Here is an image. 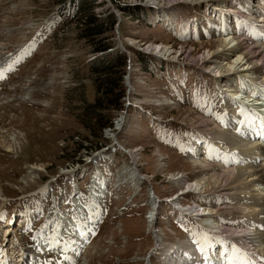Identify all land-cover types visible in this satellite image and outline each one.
I'll return each instance as SVG.
<instances>
[{"label":"rangeland","instance_id":"obj_1","mask_svg":"<svg viewBox=\"0 0 264 264\" xmlns=\"http://www.w3.org/2000/svg\"><path fill=\"white\" fill-rule=\"evenodd\" d=\"M68 1L0 0V264H14L19 253L17 249L11 254L15 249H9L4 236L9 218L15 222L9 232L33 253L22 264H208L198 246L211 220L225 229L223 235L234 246L230 248L237 252L238 261L248 264L243 256L246 248L238 243L236 234H230L242 228L241 208L227 198L241 195L230 184L238 164L228 150L219 152L210 139L228 131L226 119L233 111L243 114V109L224 103L211 76L214 73L204 68L202 60L207 56L206 43L223 42L231 34L247 37L250 46L264 49V40L241 27L246 21L238 29L237 16L246 19L245 10L236 0L205 4L201 0H96L95 12L101 16L111 12L116 19L110 33L113 48L108 53H123L127 59L122 109L101 111L102 121L109 120L111 126L99 132L102 146L88 152L84 148L77 151V146L94 145L87 124L92 115L89 105L97 97L104 98L90 71L97 54L91 52L85 38H79L81 23L73 12L68 14ZM257 2L253 0V4ZM226 3L235 8L232 16L224 13L230 11ZM116 4L130 10L125 13ZM21 44L26 52L18 55L17 63L6 66L10 61L7 52ZM156 47L161 56L151 55ZM135 50L147 56V68L152 71L145 70ZM236 57L227 52L223 64L228 68L233 64L240 69L235 75L249 78V71H241L244 65ZM250 90L246 93L253 98ZM121 115L125 116L118 127ZM244 122L237 128L241 127L244 138H250L252 131ZM91 172L100 177L99 188L108 190V195L100 203L99 214L91 219L99 223L88 226L89 217L77 218L74 208L77 210V199L85 206L84 188ZM96 182L99 184L98 179ZM186 185H192L193 193L180 195ZM47 186L46 193H35ZM191 200L201 205L194 209L197 215L192 219L197 223L188 219L189 223L180 225L182 211L194 215L192 206L183 208L180 203L194 204ZM61 213L74 228L70 224L65 229L67 221L58 215L65 216ZM47 216L56 221L58 232L49 229L47 233L45 226L39 244V228ZM82 229L85 243L80 257L69 259L42 251L48 240H54L53 233L63 237L62 243L71 244ZM209 237L214 242L215 236ZM176 246L180 247L178 253ZM212 246L214 252L207 256L227 264L223 259L229 257L227 251L226 256L220 255L221 248L218 252L216 243Z\"/></svg>","mask_w":264,"mask_h":264},{"label":"bare ground","instance_id":"obj_2","mask_svg":"<svg viewBox=\"0 0 264 264\" xmlns=\"http://www.w3.org/2000/svg\"><path fill=\"white\" fill-rule=\"evenodd\" d=\"M195 1H197V0H195ZM202 1H204V4H205V2H207L209 0H201V2ZM214 1H217V0H214ZM236 1L241 5L242 8H244L248 11V16H247L245 21H247L249 23V28H250V31L252 32L253 36L256 39L258 38V40H260V41L264 40V0H258L260 2L262 1V4H258V2H257V4H253V0H236ZM198 2H199V0H198ZM222 2H225V0H222ZM226 5H228V3H226ZM170 9H173V8L170 7ZM212 9H216V8H212ZM227 9H229L232 12L235 10V8L232 6V4L228 5ZM238 21L241 22V19H238ZM217 30L218 29H216V31ZM206 44H207L206 47L208 49L207 56L203 57L202 60H203V63L207 67V68L206 67H204V68L206 70L211 71L212 72L211 74L214 73V76L211 75L210 73H208V74L211 75L216 81V85H217L216 87H218L217 91H218L219 97L224 96L225 97L224 103L228 104V102H229L230 105H233L235 107H239V108L243 109V114H241L238 111L237 112L233 111V115L226 119L225 122L230 126V129L228 131H220L218 133V137H215V138L211 137L210 138L213 141L212 144H214L216 146V148L219 150V152L228 150L231 157L234 158V160L238 164L237 169L234 171L235 173L233 172L234 173V179L231 180L230 184L234 185V186H232L233 189H235V188L237 189V190L235 189V191H238L240 189L241 191L240 192L238 191V193H241V195L236 194V197L234 195L235 198L232 196H227V198L232 199L234 201L235 207L241 208L240 213L242 214V216L240 215L241 216L240 221H241V227L242 228L240 229L241 230L240 232L237 233V231H231L230 234H236L235 237L237 238L238 243H240L243 248H246L245 251H243V256L244 255L246 256V260H247L248 264H264V140L262 138V137H264V77L262 75H260L261 73L264 72V49L263 48L260 49L261 47H259V46L258 47L257 46H250V41L247 39V37L236 38L233 34H231L229 37H227V39H224L223 42H222V39H214L213 42H208ZM227 46H229V47H227ZM156 48H158V49H156ZM156 48L154 49V52L151 53V55L161 56V55H158L159 47H156ZM253 49H255V51ZM180 52H182V50H180ZM227 52L233 53L237 56L235 61L237 60V61H239V63H242V65H244L241 67L242 68L241 71H249V73H250L249 78H245V77H242L239 75H235L239 72L238 70H240V69L233 67L234 66L233 64H232L233 66L229 64V68L223 64V60L227 56ZM9 60H10V58H9ZM263 75H264V73H263ZM236 81L239 83V86L237 88L234 85V83ZM238 88H240V89H238ZM248 89L249 90L253 89V91H255L258 94V96L255 98L248 96L246 93V91ZM249 90H248V92H249ZM225 95L230 96V97L228 98ZM239 100H242L244 102H248L249 104L243 105L240 103ZM225 108H226V106H225ZM124 116L125 115H121V118L117 122L116 125L118 127L123 122L122 119ZM241 116H243V118ZM244 121H247V123L249 124L250 129L252 131V136H251V134H249V136H251L250 138H247V137L244 138L243 135L240 134V131L241 132L243 131L241 129V127H240V130H239V128H237V126L242 125V123ZM245 123L246 122H244V124ZM244 124H243V126H244ZM228 125H226V126L228 127ZM226 130H227V128H226ZM244 130H246V128ZM237 133H239L240 135H238ZM253 139H257V141H255V140L253 141ZM227 147L229 149H227ZM235 148H237V149H235ZM125 153L128 154V151ZM257 163H261V164L255 165ZM229 173H227V174H229ZM232 174H230L231 177H232ZM97 179H98V183H99V184H97V182H96L97 191L99 193H102L103 191L99 188L100 187V182H99L100 177H98V175L95 174V181ZM140 180H142V179H140ZM90 181H91V179H90ZM191 187H192V185H186L185 190L182 189L184 192L180 193V195H185L187 189H189V191H190ZM44 189H46V188H44ZM90 189H91V187L89 188V190ZM90 200L87 199V211L88 212H91L93 210V208L91 207L93 201H92V199H90ZM76 201H77L76 216H77V218H81L84 215L83 213H85V211H84V209L82 210V207H81L82 202H80L81 200L79 201L77 199ZM93 205L96 206L97 201ZM180 205L183 208H190L191 207L188 203H185V204L180 203ZM198 205L201 206L200 204H198ZM196 208L197 207H192L190 209L191 210L190 212H192V214H194V216L197 215V214H195L196 211L194 210ZM79 209H81V210H79ZM202 211H204V210L202 209ZM61 214L65 215V216H61L60 214H58V215L60 217H65V219L67 218L66 214H64V213H61ZM204 214L207 215L208 213H204ZM198 215H200V214H198ZM201 215H203V214H201ZM62 221L64 222V219ZM66 221H67V225H64L65 229L70 227V224L72 223L68 219H66ZM7 222L8 223L5 226L6 230H4L7 233H5L4 236H7V240L9 241V244H10L9 249H11V250L15 249V251H12L11 254H14L17 249L19 251V253L17 255V259L14 261V264H21V261H20L22 259L21 253L24 252V250H23L24 248L22 247L21 243L19 242L20 239L16 237V234L14 232L12 234H11V232H9V231L13 230V227L15 225V222L13 223V218H9ZM61 222H59V223L61 224ZM88 223L91 224L90 222H88ZM19 225H20V222L18 223V226ZM45 226H46L47 233H48L49 224H46ZM84 226H85V224H83V227ZM74 227H75L74 224H71V228H74ZM205 229H206V232H205L206 234H204L205 236H203V238L205 239V237L207 235L208 239L206 238L207 239L206 243L211 245V246L209 245V247H206V251L204 252V255H206V256H204V258L206 260H209V259L214 260L213 257H210V255L209 256H207V255L209 253H211V251L214 250L213 248L215 246L213 247L212 245H214V243L218 241L219 246L221 248V254L220 255H222V251H223V252H225V253H223V255L226 256L228 254V256H229L228 258H223L224 260L227 259L228 264H244V263L238 261L237 252H235V249L230 248L231 244L228 243L229 239L227 237L223 238L220 235L214 234V236H215V238L213 239L214 242H212V243L209 242L211 240V237H209L212 235L211 232H213V231L217 232L220 229L219 223H217V226L216 225L214 226L213 220H211V222L208 224V226ZM54 232L57 233L58 230H55ZM208 232H210V235L208 234ZM222 232H226L225 229H223ZM55 233L52 234L54 240L53 241L48 240V245L44 246V249H47V250L51 251L52 253H54L59 246V241H57V240L55 241V239H59V236L56 237ZM75 233H76V231H75ZM42 234H43V232L42 233L40 232V234H39V238H38L39 244L41 243V241H43ZM48 235H46V236H48ZM64 237H66V236H64ZM72 239L73 240L71 241L70 249H73L75 244L78 243V239H77L76 235H74L72 237ZM45 242H46V240H45ZM243 242L245 245H243ZM42 244H41V246H42ZM11 246L13 249L11 248ZM178 246H180V245L178 244ZM232 246L233 245H231V247ZM36 248H37V245L35 242L34 249L37 250ZM176 248H177V246H176ZM38 250H40V249H38ZM186 250L188 251V249H186ZM226 251H227V254H226ZM244 252H245V254H244ZM232 253H233V255H232ZM186 255H187V253H186ZM168 258H170V257L168 256ZM164 259H166V258H164ZM180 259H181V257H180ZM192 260H193V258H192ZM167 264H169V263H167Z\"/></svg>","mask_w":264,"mask_h":264},{"label":"trees","instance_id":"obj_3","mask_svg":"<svg viewBox=\"0 0 264 264\" xmlns=\"http://www.w3.org/2000/svg\"><path fill=\"white\" fill-rule=\"evenodd\" d=\"M96 0H69L67 2V12H73L78 17V22L82 29L79 33V38H85L86 42L90 46L91 52L104 53L108 49L113 48V42L111 38V32L116 23L114 14L109 12L105 16H101L99 13L94 11L96 6ZM116 6L127 13L130 8L125 5ZM138 12L141 7H135ZM134 11V10H133ZM77 22V21H76ZM136 56L145 65V70L148 71V58L145 54L135 50ZM125 54H110L105 53L101 56H96L93 59V63L90 67V71L94 74V84L96 90L104 98L103 100L99 97L94 99V102L89 105L92 108L87 124H89L91 138L93 144L90 148L86 145H78L77 151L81 148L88 152L92 149H98L102 146L101 134L99 133L102 129L111 126L109 120L102 121L101 111L104 109L113 108L116 110L122 109L121 98L124 96L125 89L122 85V77L124 75V68L126 65ZM152 71L151 69H149ZM86 126V125H85ZM96 129V131H94ZM100 139V140H98ZM85 142L88 139H84ZM92 142V141H89ZM77 161H80V157H77Z\"/></svg>","mask_w":264,"mask_h":264},{"label":"water","instance_id":"obj_4","mask_svg":"<svg viewBox=\"0 0 264 264\" xmlns=\"http://www.w3.org/2000/svg\"><path fill=\"white\" fill-rule=\"evenodd\" d=\"M119 22H120V19L118 18V23H119ZM118 23H117L116 27H118V25H119ZM119 46H120V48H121V51H122V50L125 51L124 48H123V46H122V42H121V40H119ZM110 51H112V50H110V49L107 50V52H110ZM105 53H106V52H104V53H100V55H103V54H105Z\"/></svg>","mask_w":264,"mask_h":264},{"label":"snow or ice","instance_id":"obj_5","mask_svg":"<svg viewBox=\"0 0 264 264\" xmlns=\"http://www.w3.org/2000/svg\"><path fill=\"white\" fill-rule=\"evenodd\" d=\"M0 78H3L2 76H0Z\"/></svg>","mask_w":264,"mask_h":264}]
</instances>
